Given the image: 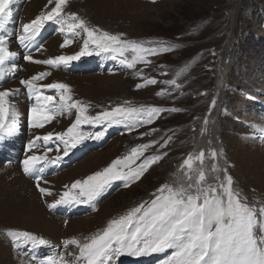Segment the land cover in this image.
Masks as SVG:
<instances>
[{
  "label": "rangeland",
  "instance_id": "rangeland-1",
  "mask_svg": "<svg viewBox=\"0 0 264 264\" xmlns=\"http://www.w3.org/2000/svg\"><path fill=\"white\" fill-rule=\"evenodd\" d=\"M132 2L137 5H126L108 13L113 16L101 15L93 5L86 11L82 10L83 0H69L65 11L76 13L90 27H98L113 35L122 34V38L126 40L165 41L179 47L170 53L148 57L151 63L138 64L135 70L125 69L105 55L82 57L80 61L59 70L63 74L66 73L65 75L106 76L104 80L109 81L96 82L97 78H94L80 85L71 79H65L64 76V79H56L51 83L62 82L69 85L73 98L89 105L88 114L93 116L116 106H155L164 109L177 108L180 111L162 112L151 125H143L132 131L124 125H82L84 131H104L103 138L90 139L79 144L58 166L54 165L57 171L49 174L45 179L47 184L43 182L41 187L51 191L52 195L57 193L58 198L60 193L67 190L65 185L70 187L76 180L103 170L113 160L128 154L131 148L141 144L158 142L145 152V156L164 152H167V155L130 187H124L122 181H114L95 202V211L88 205L61 206L53 211L44 207V214L57 223V238L25 230L48 238L47 240H51V246L34 249L26 245L15 248L20 264H40L43 256L64 250L61 243L64 239L75 237L83 240L84 237L102 230L111 219L125 214L143 201H149L157 188L177 179L183 160L189 154L198 153L200 150L207 152L211 149H222L223 158L218 163L221 168L227 169L233 178L234 187L241 191L249 203L264 202V191L257 193V190L237 173L230 157L234 138H263V133L252 131V128L259 124L258 118L261 120L264 117V0ZM42 32L46 34L42 45L51 38H57V35L62 36L58 32V26L52 22L46 23ZM62 39L64 40V37ZM73 40L69 53H61L62 49H58L56 56L71 55L79 51L82 39L73 37ZM140 69H143L144 77L155 78L158 83L137 90L136 84L143 83V80L136 76V71ZM161 72H166L167 75H161ZM178 72L181 75L177 82L182 85L179 90L161 83L177 78ZM161 90L170 91L171 94L158 96L157 92ZM44 93L56 94L55 90L50 89H44ZM26 97L29 98L28 94ZM214 99L216 105L211 107ZM62 118L64 121L56 120L62 126L59 132L65 131L73 123L75 110ZM205 119L208 121L207 125L204 123ZM25 135L24 133V137ZM169 137L171 140L168 146L160 148V143ZM18 143L13 144V147ZM57 144L58 141L50 142L47 147H51L55 152ZM15 155V152L0 155V164L12 162ZM56 155L55 152L54 156ZM59 155L63 156V152ZM213 162L207 159L206 168L210 169ZM44 174L47 175L45 171ZM61 174H67L68 178L60 185L58 191H54L49 180ZM36 194L40 202L48 200L47 197H42L38 190ZM62 208L65 209L64 212ZM70 222L81 225L84 222V226L90 228L87 231H79L80 225H70ZM1 225L8 226L6 223ZM8 230L7 227L0 228V239L4 238L8 245L12 246L11 241L4 235ZM10 230L24 231L18 228ZM66 231L71 232L64 234ZM71 250L77 251L75 248ZM170 253L171 250L148 257L124 256L120 257L116 264H159ZM66 259L71 260L72 257Z\"/></svg>",
  "mask_w": 264,
  "mask_h": 264
},
{
  "label": "snow or ice",
  "instance_id": "snow-or-ice-1",
  "mask_svg": "<svg viewBox=\"0 0 264 264\" xmlns=\"http://www.w3.org/2000/svg\"><path fill=\"white\" fill-rule=\"evenodd\" d=\"M12 2L0 0V23L6 24ZM68 4L69 0H47V11H41L33 20L22 24L17 42L25 50L23 60L26 63L60 69L80 61L82 57L105 55L123 68L135 70L138 64H150L148 57L170 53L179 47L165 41H130L123 39L122 34L113 35L98 27H90L76 13L65 11ZM48 22L56 24L58 32L64 36L61 49L69 47L74 42L73 37H80L83 43L79 51L71 55L34 59L32 52L43 48L42 44L34 47V42ZM17 55L16 51L10 50L7 39L0 36V78H15L19 65L10 62ZM160 74L167 75L166 72ZM49 75L51 72L41 71L19 80L34 101L28 109L29 129H42L58 116L75 110V120L65 131L34 135L26 145L25 152L28 154L21 161L22 171L35 181L42 197L52 195L51 191L40 186L45 169L58 166L84 141L103 138L104 131H84L82 125H124L132 131L151 125L162 112L180 111L155 106H116L94 116L89 115V105L75 100L69 85L62 82L42 84ZM180 75L178 72L177 78L161 83L179 90L182 87L177 82ZM136 76L143 80V83L136 84L137 90L158 83L155 78L144 77L143 69L137 70ZM44 89L55 90L56 94L46 95ZM18 91L15 88L0 90V147L6 146L4 142L17 131L18 113L10 98ZM170 94L167 90L157 92L158 96ZM215 105L214 99L211 107ZM204 123L208 124L207 119ZM254 130L264 133V127ZM170 140L171 137L160 143V148H166ZM41 141L43 144L39 143ZM54 141L59 142L54 149L57 155L49 157L48 153L53 149L47 146ZM154 143L158 142L135 146L103 170L76 180L70 187L65 185L67 190L47 203L48 210L53 211L60 206L88 205L95 211V202L114 181H122L124 187H130L167 155L164 152L145 156ZM41 148L42 153L39 152ZM61 151L63 156L59 155ZM221 158L222 149L189 154L180 165L177 179L157 188L149 201H143L125 214L111 219L106 227L83 240L75 237L64 239L61 242L64 250L46 256L40 264H116L120 257H148L168 250H171L170 255L159 264H264V202H248L234 187L227 169L219 165ZM207 159L214 161L210 169L205 166ZM4 235L14 248L51 246L49 240L27 231L8 230ZM71 248L77 251L73 252Z\"/></svg>",
  "mask_w": 264,
  "mask_h": 264
},
{
  "label": "bare ground",
  "instance_id": "bare-ground-1",
  "mask_svg": "<svg viewBox=\"0 0 264 264\" xmlns=\"http://www.w3.org/2000/svg\"><path fill=\"white\" fill-rule=\"evenodd\" d=\"M83 1L84 3L82 5V10L85 9L84 11H86L87 8H90V6L93 5L92 7H94V9L101 13V15L103 16H113L108 13H112L118 8H124L126 5H128V7L132 4H135L134 6L137 5L135 2H132L135 0ZM46 5L47 0H13L12 4L10 5V11L7 14L6 24L0 23V36H3L7 39L10 50L16 51L18 53L17 57H15L10 63H15L19 65L20 68V70L16 72L15 78H12L11 76L7 78H0V90L14 88L19 89L16 95L10 98L15 104L18 113L17 131L14 136L10 137L4 142L6 146L0 147V155L7 152L16 153V155L12 159V162L0 164V228L7 227L9 230L12 228L24 229V231L29 230L35 233L48 235L50 238H57L56 235L57 232H59L56 225L57 223L49 216L51 218L50 220L48 216L44 214L43 209L44 207H47L46 202L49 203L57 198V193L51 196H46L48 200L40 202V198L36 194L38 189L36 187L35 181L23 173L21 161L25 158L26 154H28L25 152V148L27 143L34 137V135H44L48 132H59V128H62V126L59 125L56 120L60 121L59 119H61V121H64V118H62V116H58L55 120H53L52 123L46 124V126L42 129H29L27 126L28 109L31 107L34 101L30 98L27 99V90L20 85L19 80L22 78H30L32 75H35L41 71L51 72V75L46 77L45 80L41 82L42 84L51 83V81L56 79H64V76L65 79H71L74 82L79 83L80 85H84V83L94 78H97L95 80L96 82H106L109 80H104L106 76L96 77L94 75H65L66 73L63 74L59 69H52L49 66L45 65L30 64L26 63L23 60L25 50L20 48L17 42V37L21 32L22 24L28 23L33 20L37 15L41 13V11H47L48 8L46 7ZM41 32L34 42V47L36 45L43 44L44 38H46V34L44 35L43 32ZM62 37L64 36L57 35V38L54 37L48 40V42H45L42 48L43 50L39 52H32L33 58L47 59L55 57L57 54V50L61 49L60 45L61 43H63ZM70 49L71 47H68L60 51L61 53H65V51L69 53ZM52 70H54L55 72H53ZM258 120L259 124L257 125V127L252 128V131L256 132L257 130L254 129L264 127V117H262L261 120L260 118H258ZM24 133L26 134L25 137ZM261 139H264V133L263 138ZM261 139L249 137L241 139L234 138L233 144L230 147V157L235 170L239 175H241V177L246 180V182L250 186L257 190V193L264 191V140ZM15 143H18V145L13 147V144ZM39 143L43 144V142ZM15 148L17 149L14 150ZM39 152L42 153L43 148H41ZM54 153V151L52 153L49 152V157H54ZM55 171H57V169L54 165L45 169L47 175H45L44 173L42 174L44 179L41 181L40 186H43V182L46 181V177ZM66 175L61 174L57 177L53 175L54 179L52 178L53 180H49L51 183L50 185L53 187L54 191H58L57 189L60 188V185H63L66 182V178H68ZM71 177L73 178L72 173ZM40 204H42L43 206L41 205V207ZM61 210L63 212L65 211L64 208H62ZM3 223H6L8 226L1 225ZM70 225H80V227H78L79 231H87L90 228L84 226V222L82 223V225L79 223L70 222ZM69 232L71 231H66L64 232V234ZM9 246L10 245H8L7 241L4 238L0 239V264H20L18 262L19 259L16 256L17 250L15 248H11L13 247V245L10 247ZM43 258L45 257L43 256ZM22 261L23 260H21V262Z\"/></svg>",
  "mask_w": 264,
  "mask_h": 264
}]
</instances>
